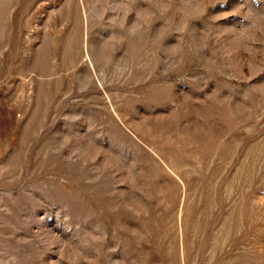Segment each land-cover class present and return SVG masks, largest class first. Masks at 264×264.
<instances>
[{
	"label": "rangeland",
	"instance_id": "obj_1",
	"mask_svg": "<svg viewBox=\"0 0 264 264\" xmlns=\"http://www.w3.org/2000/svg\"><path fill=\"white\" fill-rule=\"evenodd\" d=\"M0 264H264V0H0Z\"/></svg>",
	"mask_w": 264,
	"mask_h": 264
}]
</instances>
